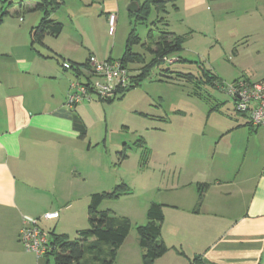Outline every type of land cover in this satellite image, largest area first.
Segmentation results:
<instances>
[{"label": "crops", "instance_id": "crops-1", "mask_svg": "<svg viewBox=\"0 0 264 264\" xmlns=\"http://www.w3.org/2000/svg\"><path fill=\"white\" fill-rule=\"evenodd\" d=\"M103 2L109 18L118 2ZM39 3H22L15 18L7 19V11L0 24V247L5 245L1 237L12 247L17 245L25 219L39 222L60 220L61 213L76 215L81 200L97 192L93 187L99 180L104 182L103 191L110 190L109 160L88 158L93 145L91 140L87 147L83 143L98 124L108 129L111 105L97 96L67 105L70 82L77 79L75 67L86 73L89 66L81 65L97 58L90 50L81 57L84 40L79 25L71 18L75 32L65 33L58 10L50 19L63 24L62 32L33 44L31 30L43 17L41 10H33ZM175 4L182 18L172 32L183 35L186 28H211L212 20L219 19V31L233 40L230 46L255 39L250 48L264 70V0H176ZM231 52L236 55L238 50ZM252 77L247 78L255 82L264 75ZM241 115L249 127L244 158L232 157L241 145H216L212 154L221 160L214 167L200 159L186 172L184 164L176 162L173 174L161 182L163 196L157 203L164 207L161 230L169 250L155 264H264V127H253L249 113ZM95 141L97 145L99 139ZM200 183L204 196L198 206ZM47 197L51 199L45 205ZM49 212H58V217L45 219ZM133 255L142 261L137 232L129 233L116 262Z\"/></svg>", "mask_w": 264, "mask_h": 264}, {"label": "rangeland", "instance_id": "rangeland-1", "mask_svg": "<svg viewBox=\"0 0 264 264\" xmlns=\"http://www.w3.org/2000/svg\"><path fill=\"white\" fill-rule=\"evenodd\" d=\"M27 1L30 0H0V14L8 11L6 18H15L19 7ZM63 1L57 15L64 21L67 34L75 32L70 26L71 18L79 25L84 40L81 57L87 56L90 50L99 60L111 57L121 61L133 29L140 39L139 43L132 45V52L142 56L140 61L127 63L134 79L132 87L104 102L111 105L107 106L108 129L98 124L83 143L87 147L89 140L92 142V150L86 154L88 158H97L100 162L109 160L112 170L107 174L110 190L125 184L129 191L117 199L105 200L99 210H109L115 219H128L130 232L134 235L136 225L147 222L149 205L157 203L163 196L159 192L161 182L165 176L173 174V163L181 162L188 172L201 159L212 168L221 160L212 154L213 148L224 144L241 145L242 150L232 157L244 158L249 127L243 123L244 116L237 111L232 96L224 88L239 77L253 76L256 79L264 75V70L260 69L262 65L257 64L255 51L250 48L255 39L246 45L244 38L230 46L233 40L229 41L227 33L224 35L219 31V19L217 22L212 20L211 28L203 26L196 31L189 28L182 31L186 38L183 50L174 54L194 62L160 61L150 70L154 54L146 45L156 40L162 31L176 30L181 23L182 16L171 2H167L166 12L158 13L152 6L148 18L141 21L135 14L138 12H130L128 6L133 1L144 0H117L118 6L114 8L116 21L111 31L103 0ZM27 16L32 20L30 15ZM231 49H237V54ZM182 74H192L193 78ZM211 74L216 78L213 79ZM103 138H106L105 142ZM96 139H99L97 145ZM97 184L94 190L103 191L104 182L99 180ZM50 199H45V205ZM89 200H81L79 207L82 208L77 209L76 215L64 217L61 213L60 220H40V228L46 234L54 230L77 238L79 230L89 228ZM68 212L71 213V209ZM163 222L164 219L161 226ZM1 239L5 245L0 247V264H54L53 258H38L26 249L20 237L13 247ZM130 242L132 238H129ZM90 258L87 253L84 259L88 261ZM135 259L133 255L126 260H117L115 264H143L138 255L137 261Z\"/></svg>", "mask_w": 264, "mask_h": 264}, {"label": "trees", "instance_id": "trees-1", "mask_svg": "<svg viewBox=\"0 0 264 264\" xmlns=\"http://www.w3.org/2000/svg\"><path fill=\"white\" fill-rule=\"evenodd\" d=\"M175 1L176 0L139 1L140 9L138 13H134L137 14L141 21H144L148 18L152 6H154L158 13L166 12L167 2H171V6L177 9ZM62 3V0H40V3L33 9L41 10L43 13L40 23L31 30L33 44H42L46 36H57L62 32L64 27L63 24L50 19V15L56 11ZM6 13L7 11L0 14V24ZM157 21H159V17ZM151 32L152 31L149 33V38L153 36ZM185 39L184 35H178L167 30L162 31L156 40L153 42L151 41L152 43L148 45L145 44L146 48L154 54L149 69L160 61H167L166 59H170V55V57H172V55H176L174 53L182 51ZM139 41L140 39L133 29L128 37L125 53L121 58V62L124 65L127 66L128 62L140 61L142 56L132 52V45L139 43ZM176 61L193 62L180 56ZM195 63L198 62L195 61ZM81 66L83 68H88L89 63L82 64ZM149 69H146L145 72H148ZM75 70V72H77L75 73L77 79L88 81V79L85 78V73H83L79 67H75ZM182 75L187 78H193L192 74ZM211 76L213 79L216 78L214 74H211ZM131 87L132 85L129 89ZM122 156L126 157L124 154H122ZM125 187V184H119L111 190L93 193L90 197L88 206L89 228L79 230L77 238H70L66 233H56L54 230L50 231L48 233L49 243L53 245L54 248L51 251H47L42 257H46L47 259L50 257L53 258L54 264H115L118 250L130 233L131 222L125 218L115 219L111 216L109 210H99V207L105 200L117 199L122 195L128 194L129 191ZM203 187L204 183L198 185V206H200L203 201ZM163 219V205L152 202L147 210V222L139 224L136 227L138 242L142 250L143 264H155V261L169 250L168 245L162 238L161 223ZM87 253L91 256L88 261L84 259Z\"/></svg>", "mask_w": 264, "mask_h": 264}, {"label": "built area", "instance_id": "built-area-1", "mask_svg": "<svg viewBox=\"0 0 264 264\" xmlns=\"http://www.w3.org/2000/svg\"><path fill=\"white\" fill-rule=\"evenodd\" d=\"M108 21L110 30L113 31L116 21L115 12L109 14ZM85 75L88 81L74 79L70 82L67 105H76L85 99H91L92 96H97L101 100L112 99L120 90L129 89L134 82L130 69L121 61L113 59L98 60L91 57ZM224 89L235 100L237 111L249 113L253 127H264V78L254 82L240 77ZM56 217L58 212L44 215L45 219ZM20 240L26 249L34 252L38 258L54 248L49 243L48 233L40 228L37 218L25 219L20 231Z\"/></svg>", "mask_w": 264, "mask_h": 264}, {"label": "water", "instance_id": "water-1", "mask_svg": "<svg viewBox=\"0 0 264 264\" xmlns=\"http://www.w3.org/2000/svg\"><path fill=\"white\" fill-rule=\"evenodd\" d=\"M140 9L139 3L137 1H133L132 3H130V5L128 6V10L130 12H138Z\"/></svg>", "mask_w": 264, "mask_h": 264}]
</instances>
